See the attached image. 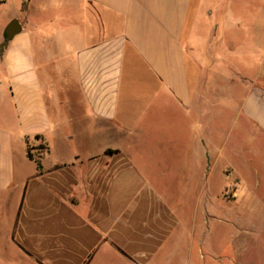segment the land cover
<instances>
[{"label": "crops", "instance_id": "1", "mask_svg": "<svg viewBox=\"0 0 264 264\" xmlns=\"http://www.w3.org/2000/svg\"><path fill=\"white\" fill-rule=\"evenodd\" d=\"M14 1L23 30L0 56V246L9 218L12 245L31 264H156L166 246H195L206 224L199 189L187 216L178 213L157 190L154 159L141 156L168 152L169 119L182 142L199 128L185 122L216 108L205 86L190 83L193 0H0V8ZM239 117L237 200L252 201L250 188L264 187L263 88L247 92ZM207 139L174 149L191 156L182 175L194 178L200 142L202 155L214 152ZM205 199L204 217L231 207Z\"/></svg>", "mask_w": 264, "mask_h": 264}, {"label": "rangeland", "instance_id": "2", "mask_svg": "<svg viewBox=\"0 0 264 264\" xmlns=\"http://www.w3.org/2000/svg\"><path fill=\"white\" fill-rule=\"evenodd\" d=\"M18 5L14 1L0 8V39L8 24L19 17ZM191 18L197 28L194 41L188 42L190 83L193 88L198 83L205 86V94L214 101L216 108L211 110L209 118L200 116L198 120L194 117L187 120L185 127L189 132L194 124L199 128L182 142L172 139L176 123L169 119L166 124L168 138L164 140L168 152L141 156L154 159L151 172L157 190L178 213L187 216L192 193L199 189L200 217L206 224L195 246H166L156 264H264V187L250 188L251 195L257 199L251 201L248 195L237 200L239 134L243 120L239 117V108L247 92L254 88L264 89V0H193ZM188 35H185L186 45ZM195 59L199 60L198 67ZM224 101L229 103L226 112L222 111L225 110ZM12 114L9 107L10 126L14 127ZM208 136L214 138V152L210 157L202 155L205 147L200 142L197 171L193 163L194 178L186 177V172L182 175L181 168L191 163V156L177 154L174 149L186 148L192 142L195 145L197 137L207 144ZM159 158L164 160L162 165L157 163ZM207 196L213 202L218 197L229 203L227 214L224 215L222 208L204 217L202 202ZM246 217L250 218L248 223ZM0 264H31L12 245L10 218L7 246H0ZM101 264L124 263L106 259Z\"/></svg>", "mask_w": 264, "mask_h": 264}, {"label": "water", "instance_id": "3", "mask_svg": "<svg viewBox=\"0 0 264 264\" xmlns=\"http://www.w3.org/2000/svg\"><path fill=\"white\" fill-rule=\"evenodd\" d=\"M23 28L19 20L11 21L6 27L3 35V42L0 44V56H2L7 49L9 43L22 32Z\"/></svg>", "mask_w": 264, "mask_h": 264}, {"label": "trees", "instance_id": "4", "mask_svg": "<svg viewBox=\"0 0 264 264\" xmlns=\"http://www.w3.org/2000/svg\"><path fill=\"white\" fill-rule=\"evenodd\" d=\"M108 153H109V154H112V152H108ZM29 158H30V159H33V157H32V155L30 154V152H29ZM37 165H38L39 168H41L40 162L37 161Z\"/></svg>", "mask_w": 264, "mask_h": 264}]
</instances>
